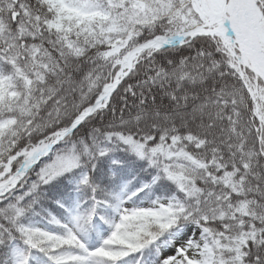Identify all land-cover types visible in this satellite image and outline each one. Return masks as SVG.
I'll return each mask as SVG.
<instances>
[{
	"label": "snow or ice",
	"instance_id": "6c2138e0",
	"mask_svg": "<svg viewBox=\"0 0 264 264\" xmlns=\"http://www.w3.org/2000/svg\"><path fill=\"white\" fill-rule=\"evenodd\" d=\"M0 264H264V0H0Z\"/></svg>",
	"mask_w": 264,
	"mask_h": 264
}]
</instances>
